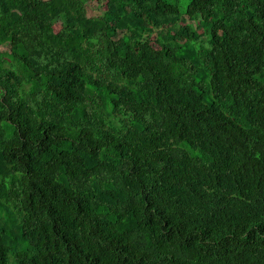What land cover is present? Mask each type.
<instances>
[{"label": "trees", "instance_id": "trees-1", "mask_svg": "<svg viewBox=\"0 0 264 264\" xmlns=\"http://www.w3.org/2000/svg\"><path fill=\"white\" fill-rule=\"evenodd\" d=\"M0 264H264V0H0Z\"/></svg>", "mask_w": 264, "mask_h": 264}, {"label": "rangeland", "instance_id": "rangeland-1", "mask_svg": "<svg viewBox=\"0 0 264 264\" xmlns=\"http://www.w3.org/2000/svg\"><path fill=\"white\" fill-rule=\"evenodd\" d=\"M96 12H97V9L94 6H92V9L90 10V13L91 14H94ZM4 47H6V45L5 46H2V48H4Z\"/></svg>", "mask_w": 264, "mask_h": 264}]
</instances>
